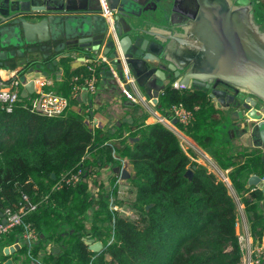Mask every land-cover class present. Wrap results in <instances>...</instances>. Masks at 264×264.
Returning a JSON list of instances; mask_svg holds the SVG:
<instances>
[{"label":"trees","instance_id":"obj_1","mask_svg":"<svg viewBox=\"0 0 264 264\" xmlns=\"http://www.w3.org/2000/svg\"><path fill=\"white\" fill-rule=\"evenodd\" d=\"M82 74H88V68L71 71L69 67L64 83L52 89L71 97L72 79ZM27 104L29 100L21 98L8 113L0 102V217L6 208L22 207V197L28 195L37 208L24 221L37 230L39 240L31 248L23 243L15 253L5 255V248L22 241L24 228L16 227L0 238V264L10 259L14 264H36L33 260L41 264H242L237 205L228 186L193 160L170 128L144 124L150 115L142 106H128L140 118L112 132L90 122L88 107L81 105L79 97L72 98L67 111L56 118L31 113L24 107ZM180 105L193 111L195 120L186 128L177 126L221 168L242 160L229 178L239 193L247 195L245 211L253 234L262 241L264 216L258 208L262 194L246 189L250 176L262 171L260 151L229 155L228 144L218 141L219 121L206 92L170 85L156 108L170 118L172 108ZM125 159L136 173L131 207L143 212L137 222L114 215L110 210L114 191L92 181L94 173H100L94 171L96 162L121 167ZM79 170L84 172L79 183L56 189L64 175ZM91 181L98 185L96 193L89 190ZM88 241L102 242V252L91 251ZM52 244L58 252L48 249Z\"/></svg>","mask_w":264,"mask_h":264},{"label":"water","instance_id":"obj_2","mask_svg":"<svg viewBox=\"0 0 264 264\" xmlns=\"http://www.w3.org/2000/svg\"><path fill=\"white\" fill-rule=\"evenodd\" d=\"M106 2L113 28L103 15L101 0H0V63L25 51L49 50V57L58 64L80 54L79 65L72 67L77 70L86 58L102 53L121 79L125 63L141 92L155 105L176 82L181 89L206 92L217 108L253 122L252 126L244 125L243 132L249 146L260 151L263 168L250 176L248 185L261 192L264 204V32L255 21L258 2ZM47 63L49 66L51 60ZM35 93L31 80L22 98ZM115 173L123 180L130 176L126 168L117 167ZM187 176L191 178L192 171ZM151 208L148 206L147 211ZM87 244L95 253L103 250L102 242ZM20 248L17 244L4 253L10 255ZM4 264L14 263L10 259Z\"/></svg>","mask_w":264,"mask_h":264},{"label":"built area","instance_id":"obj_3","mask_svg":"<svg viewBox=\"0 0 264 264\" xmlns=\"http://www.w3.org/2000/svg\"><path fill=\"white\" fill-rule=\"evenodd\" d=\"M103 7V15L106 17L111 28H113V20L111 10L106 0H101ZM101 56V55H100ZM88 57L85 63L87 64L88 74H82L75 76L72 79L73 92L71 97H64L57 94L53 89V82L50 79L43 77H35L32 79L35 82L36 93L34 96L28 98L29 104L24 107L31 111V113L37 114L42 117L56 118L64 114L70 106V100L77 98L81 91H87L90 94H95L98 89L99 82V68L104 65H108L112 69V65L106 56L101 57ZM114 78L119 82L124 96L135 105L142 106L145 111L154 120V123H161L172 131H175L174 120L178 119V123L183 127H188L194 120V112L186 109L182 105L174 106L172 108V115L170 118L163 116L157 108H155L152 99L145 96L139 89L136 79L133 76L131 69L124 63L123 71L124 78L121 79L119 72L112 70ZM25 84L22 80L16 76L11 79H4L0 76V102L5 107L8 113H12L15 108L21 102L22 92L25 89ZM129 87V88H128ZM174 89H181L179 84L173 83ZM183 132L181 129H179ZM177 134V133H176ZM123 162V161H122ZM130 162V161H129ZM125 163V162H123ZM108 167V166H107ZM121 170L123 169L120 167ZM112 168L102 169L103 172H109ZM114 170V169H112ZM217 173L221 175V172L216 169ZM84 172L79 170L74 174H66L62 177L61 181L56 186V189H61L65 185H76L80 182ZM116 181L111 184L109 179L105 182L110 191L114 194L110 197V210L114 215L125 218L131 222H137L140 220L141 214L137 209L128 206L127 196L129 195L128 190L124 186V181L121 178V174H117ZM221 180L226 183L228 188L232 185L230 179L222 173ZM132 184V181L129 182ZM93 188H89L92 191ZM237 195V194H236ZM238 197V195H237ZM236 202V201H235ZM23 206L18 210L12 208H6L0 217V238L4 235L9 234L16 227H23L24 232L22 234V240L30 248L37 243L39 235L37 230L29 223L24 221V218L31 212H33L37 205L31 202L30 197L26 194L22 197ZM238 213L241 214V218L244 215L245 205L241 202L238 197V203L236 202ZM1 214V215H2ZM4 219L6 222H4ZM238 219V214H237ZM240 249L242 252V264H262L264 263V239L262 241H256V238L248 227H245L242 235L238 236ZM17 245V244H16ZM15 246V245H13ZM33 263L41 264L39 260H33Z\"/></svg>","mask_w":264,"mask_h":264},{"label":"crops","instance_id":"obj_4","mask_svg":"<svg viewBox=\"0 0 264 264\" xmlns=\"http://www.w3.org/2000/svg\"><path fill=\"white\" fill-rule=\"evenodd\" d=\"M50 53L51 52L49 50H37L35 52L25 51L24 55L17 56L16 58L10 59L7 63L1 62L0 63V76L4 79H11L13 77L18 76L22 80V82L25 84V86L35 77H43V78L50 79L53 82V86L58 87L64 83L65 71L69 67L71 71H73L74 70L72 68L73 65L74 66L79 65L76 61L80 57V54L75 53L73 54L72 57L62 59L59 62L58 70L60 71V76L48 77L46 76V74L43 73V71L39 70L41 69L39 67L29 68L31 61H34V60L46 61L48 57L50 56ZM100 55L103 56V54L100 53L98 54V57ZM108 60L110 59L108 58ZM81 68H87V64L84 63V66ZM108 69H110L111 72ZM112 70H115L118 72V70H116L113 65H112V69L108 65H104L103 67H100L99 68L100 78L98 82L97 92L95 94H90L85 90L81 91L79 95V99H80V103L82 106L88 107L87 112H90V115H91L90 122L94 123L96 126H101L105 130L107 129V130H111L112 132H115L116 128H119L120 126H122V124H127L126 126H130V124L134 121V119L140 118L141 115L139 114V116H134V112L137 113V111L136 110L134 111L128 107L130 105H133V103L124 96L119 82L114 78L112 74L113 73ZM106 71L108 72V75ZM51 72H54V71H51ZM110 76H113V79L116 81L117 83L116 87L112 85ZM211 102L214 106L213 110H215V117L219 121V125L216 128L218 130V141L220 144H228L229 155L232 157H236V155L239 152H242L245 150L251 151L252 149H255L249 146L248 137H246L243 132V129L245 128L244 125L249 124V126H252L253 122H251L248 119L243 120L242 117L237 113L233 114L230 112L228 114L223 109L217 108V106L212 100ZM154 106L156 108L155 104ZM213 110L210 108L208 110L209 114H212ZM150 122H154L151 116L147 121H145L144 124H147ZM220 126L221 128L219 129L218 127ZM175 131L177 133V136L181 140L183 149L186 152H188L189 155H191L190 157H192V159L195 160L196 162L208 167V169L211 172L213 173L215 172L216 174H218L216 171V169H218L221 173H224L229 178L230 172L233 171L235 168L239 167L240 165H242V162H241L242 160L238 159L235 161V164L229 167L228 169L221 168L208 151L200 147L198 143L194 139H192L190 136H188L186 133L181 132L177 125H175ZM89 154L91 155V153ZM89 154H87V157L90 156ZM123 162H122L121 167L123 169L126 168L128 172L130 173L129 179L124 181L125 182L124 186L128 190V193L132 195L133 197H135L134 191L132 190L131 184L129 183L133 181L132 176L135 173L134 168L129 162V159H125L123 160ZM103 163L104 162H96L94 171L96 172L99 170L100 173L99 174L94 173L95 175L93 177L95 178L92 181L94 182L96 179L98 182V185L103 184L105 187L108 188V186L105 185V182H107L108 179L111 184L115 181V178L117 177L115 173V168L117 166L114 167L112 165H102ZM209 163L213 164L212 169L214 171L211 170ZM103 166H104L103 169L112 168L114 170L111 169L109 172H103L101 170ZM92 181L90 183L91 185L90 187L94 188ZM247 188H253L252 193H255L258 191L254 187H249L248 182L246 185V189ZM235 191L237 190L235 189ZM245 196L247 197V195ZM129 201L130 200L128 199L127 203ZM128 206H130L129 203H128ZM258 208L260 210V213L264 216V204L261 202V200L258 201ZM237 214H238L237 227H236L237 235L238 236L242 235L245 227H248L250 231L252 232V225H251V222L249 221L247 213L245 212L244 213L245 216L241 218V214L238 213V209H237ZM254 237L256 238V241L259 240L256 235H254ZM48 249L49 250L54 249L58 252V250L53 244L50 245Z\"/></svg>","mask_w":264,"mask_h":264},{"label":"rangeland","instance_id":"obj_5","mask_svg":"<svg viewBox=\"0 0 264 264\" xmlns=\"http://www.w3.org/2000/svg\"><path fill=\"white\" fill-rule=\"evenodd\" d=\"M46 57V56H45ZM47 58V57H46ZM53 57H48V59L46 60V61H42V60H34V61H31V64L29 65V68H33V67H39V68H41V69H39L40 71H43V73L44 74H46V76H48V77H55V76H60V71L58 70L59 69V64L58 63H56L53 59H52ZM58 59V58H57ZM45 60V59H44ZM48 60H51V64L48 66ZM109 71H110V69H108ZM51 71H54V72H51ZM105 72V71H104ZM107 72V71H106ZM111 72V71H110ZM107 75H108V72H107ZM110 79H111V81H112V85H114V87H116V85H117V83H116V81L113 79V76H110ZM263 112H264V110H263ZM219 129L221 128V126L220 127H218ZM209 166H210V168H211V170L212 171H214L212 168H213V164L212 163H209ZM104 168V166L101 168V170ZM214 174L221 180L222 178H221V176H222V173H221V175L219 174H216L215 172H214ZM115 181H116V178H115ZM97 188H98V185L97 186H94V188L92 189V192L93 193H96V191H97ZM229 192H230V194H231V196L235 199V201L238 203V197H237V195H236V192H237V194H238V196H239V198H240V200H241V202L245 205V203H246V200H247V197L244 195V194H242V193H239L238 191H235V188L233 187V186H231L230 188H229ZM127 198L130 200L129 201V205L131 206V202H133V200H134V198L135 197H133L132 195H128L127 196ZM133 209H135V208H133ZM138 210V209H137ZM138 212L141 214V216H140V218L142 217V214H143V212L142 211H139L138 210ZM24 242H23V240L21 241V242H18L17 244L18 245H20V247H21V245L23 244ZM12 247V246H11ZM7 248H9V247H7ZM6 249V248H5Z\"/></svg>","mask_w":264,"mask_h":264},{"label":"flooded vegetation","instance_id":"obj_6","mask_svg":"<svg viewBox=\"0 0 264 264\" xmlns=\"http://www.w3.org/2000/svg\"><path fill=\"white\" fill-rule=\"evenodd\" d=\"M255 21L260 26L261 31L264 32V0H255Z\"/></svg>","mask_w":264,"mask_h":264}]
</instances>
